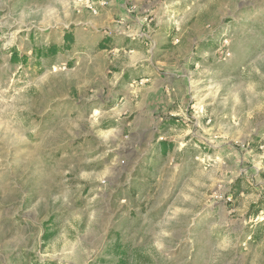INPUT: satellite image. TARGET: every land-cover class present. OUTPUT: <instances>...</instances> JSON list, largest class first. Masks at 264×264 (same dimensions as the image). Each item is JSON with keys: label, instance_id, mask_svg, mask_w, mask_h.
I'll return each mask as SVG.
<instances>
[{"label": "rangeland", "instance_id": "1", "mask_svg": "<svg viewBox=\"0 0 264 264\" xmlns=\"http://www.w3.org/2000/svg\"><path fill=\"white\" fill-rule=\"evenodd\" d=\"M263 217L264 0H0V264H264Z\"/></svg>", "mask_w": 264, "mask_h": 264}, {"label": "trees", "instance_id": "2", "mask_svg": "<svg viewBox=\"0 0 264 264\" xmlns=\"http://www.w3.org/2000/svg\"><path fill=\"white\" fill-rule=\"evenodd\" d=\"M75 42V36L72 30H67L64 34V40L61 44L59 43H55V42H51L48 45L45 46H41V47H35L33 48V54L35 59L40 63V59L41 58H49L51 56H54L62 51H66L72 48V45ZM106 43L104 41H102L99 44L100 48H105ZM12 63H22V64H26L28 61V55H21L20 52L14 48L12 50V54H11V58H10ZM170 144V143H169ZM169 146V145H167ZM163 150H165V152L168 151V148L165 146V149L163 148ZM45 240L49 239V235H44ZM116 252L118 254L119 259L117 261V263L115 264H126V259L128 258V251L127 249L124 247V245H121L119 243H116L114 245Z\"/></svg>", "mask_w": 264, "mask_h": 264}, {"label": "built area", "instance_id": "3", "mask_svg": "<svg viewBox=\"0 0 264 264\" xmlns=\"http://www.w3.org/2000/svg\"><path fill=\"white\" fill-rule=\"evenodd\" d=\"M263 213V212H262ZM262 220H264V217H263V219Z\"/></svg>", "mask_w": 264, "mask_h": 264}]
</instances>
